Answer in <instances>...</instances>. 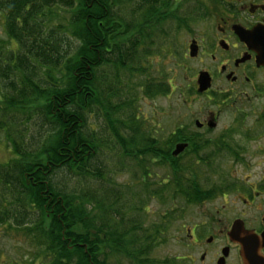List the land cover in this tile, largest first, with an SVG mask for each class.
Returning <instances> with one entry per match:
<instances>
[{"label": "trees", "instance_id": "obj_1", "mask_svg": "<svg viewBox=\"0 0 264 264\" xmlns=\"http://www.w3.org/2000/svg\"><path fill=\"white\" fill-rule=\"evenodd\" d=\"M208 1L213 7L220 0ZM178 2L0 0L7 37L0 41V142L12 155L0 163V226L36 238L39 264L178 263L149 257L163 242L166 214L175 212L145 228V201L164 204L168 183L187 204L214 194L203 191L194 162L154 165L170 144L148 145L134 110L143 97L168 93L163 70L150 68L154 79L148 66L156 36L169 38L160 26L175 22L180 31L188 24L175 13ZM170 46L156 51L164 56ZM108 145L141 171V191L124 206L100 160ZM157 167L169 179L155 187L146 180Z\"/></svg>", "mask_w": 264, "mask_h": 264}, {"label": "flooded vegetation", "instance_id": "obj_2", "mask_svg": "<svg viewBox=\"0 0 264 264\" xmlns=\"http://www.w3.org/2000/svg\"><path fill=\"white\" fill-rule=\"evenodd\" d=\"M210 12L211 25L202 24L186 42L197 98L193 126L177 127L166 139L151 128L147 144L161 150L170 144L168 156L153 158L159 166H214L224 153L229 158L223 165L240 169L212 183L211 198L194 203L197 221L183 228L190 254L175 258L177 264H264V64L238 37L264 30V0H222ZM200 75L208 85L202 92ZM204 150L209 152L202 157ZM184 154L193 160L183 163Z\"/></svg>", "mask_w": 264, "mask_h": 264}, {"label": "rangeland", "instance_id": "obj_3", "mask_svg": "<svg viewBox=\"0 0 264 264\" xmlns=\"http://www.w3.org/2000/svg\"><path fill=\"white\" fill-rule=\"evenodd\" d=\"M217 5L214 4V6ZM204 7L207 8L205 9L206 11H202ZM211 7V3L208 0H179L178 3H174L175 13L179 17H183V19L187 18L188 24L180 31L176 30L175 22L164 23L160 26L161 29H164L166 32L168 31L169 38L163 40L162 37L159 38L161 35L156 36L158 41H156V46L151 50L152 56L149 59L151 64L148 66V72L151 77L153 71L150 68H156L158 66L163 70L164 80L169 84L168 93L155 98L143 97V100L134 103L136 114L144 122L143 129H139L140 134L144 129L147 131L152 128L156 132V137L166 139L169 137L170 132H173L177 127L187 128L193 126V120L195 118L193 113L197 107V103L195 102L197 98L194 96V92H192V88L190 87L192 82L191 73L188 68H192L193 62L189 60V55L186 52V42L189 38L188 36L194 35L192 34L194 31H199L202 24L211 25ZM198 13L202 14V16L200 17ZM2 16L0 13V41L7 39L3 33L4 22ZM144 44L148 45L145 42L141 46L144 47ZM165 44H170L171 49L167 47V54L164 53L163 56L156 49H165ZM169 52H178L182 56V60L172 59L171 56L169 57ZM152 77L157 79L158 76L154 75ZM29 130L32 132L33 127H29ZM33 133H35V129ZM141 137L143 136L141 135ZM118 150L116 147L108 145L102 149L103 156L102 158L100 157V160L105 164V166H102L105 175L108 173V178L113 182L114 188L121 194L119 204L124 206L128 204V199L131 198L132 193L141 191L142 182L139 174L141 171L139 172V169L135 168V162L124 158ZM208 152V150H204L200 155L203 157ZM11 157V152L6 148L4 143L0 142V163L8 161ZM217 158L221 162L214 166H208V164L202 162H199L200 165L196 166L204 191H207L212 183L215 185L221 180L230 179L228 176H236L239 174L240 169L238 166L223 165L229 156L221 153ZM182 159L181 161L186 164L193 160L188 154H184ZM154 165L156 166L157 163H154ZM161 172L162 170L157 167L155 173L158 179H154L153 176L156 174L153 173L149 175L146 182L148 184L155 182V187H157L159 180L162 179ZM64 179L66 183V177ZM168 179L169 177L166 180ZM70 183L75 184L74 180H70ZM168 184L170 186L167 187V190L165 189L163 191V195L165 194V203L161 205V200L157 198L147 199L148 201H145L147 206H144L146 212H141L140 214L141 218L144 217L145 228H147L154 224H159L160 216L165 214L167 210L178 211L170 215L166 214L165 226L168 224L169 226L166 229L163 242L155 244L152 250L153 252L149 255V257L151 256L156 261L165 259L175 260V258L180 259L189 255V248L185 247L186 237L183 228L197 221L194 210H192V207L195 205L178 200L180 197H173L176 188L171 183ZM68 186L71 187L72 185L68 184ZM204 206L209 205L205 204ZM182 208L184 212L180 211ZM188 208L190 209L188 210ZM22 237L12 226H0V264H39L37 257L39 260L41 246H38L37 239L26 240Z\"/></svg>", "mask_w": 264, "mask_h": 264}, {"label": "water", "instance_id": "obj_4", "mask_svg": "<svg viewBox=\"0 0 264 264\" xmlns=\"http://www.w3.org/2000/svg\"><path fill=\"white\" fill-rule=\"evenodd\" d=\"M254 30L251 31L250 33H238V37H239V40L241 42L246 43V45L249 48L255 49V51L257 52V57H256L257 61L264 64V30L261 33L258 31L259 33L258 37H257V33ZM198 80H199V86H200L198 92H202L208 86L206 85L207 83L206 77L203 75H200ZM250 258H252L251 255H250ZM250 262H253V261H250Z\"/></svg>", "mask_w": 264, "mask_h": 264}]
</instances>
